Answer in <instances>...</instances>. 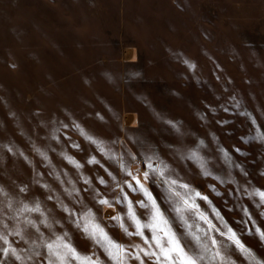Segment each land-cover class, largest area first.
I'll return each mask as SVG.
<instances>
[{
  "label": "clouds",
  "instance_id": "1",
  "mask_svg": "<svg viewBox=\"0 0 264 264\" xmlns=\"http://www.w3.org/2000/svg\"><path fill=\"white\" fill-rule=\"evenodd\" d=\"M183 63L195 72V60ZM101 75L117 91L131 83ZM141 95L133 92L144 124H129L93 91L78 109L35 108L31 133L0 95L19 137L0 140V264H264V228L253 215L264 220V185L249 179L207 113H195L201 133ZM253 235L257 247L245 240Z\"/></svg>",
  "mask_w": 264,
  "mask_h": 264
},
{
  "label": "rangeland",
  "instance_id": "2",
  "mask_svg": "<svg viewBox=\"0 0 264 264\" xmlns=\"http://www.w3.org/2000/svg\"><path fill=\"white\" fill-rule=\"evenodd\" d=\"M184 57L196 61L195 72ZM105 70L131 83L117 91L102 77ZM135 71L143 78L132 79ZM0 85L30 133L35 108L78 109L79 98L93 91L129 124L148 119L133 92L201 133L195 113L203 111L225 147L246 164L249 179L264 185V146L256 131L264 134V0H0ZM0 120V140H19L2 106ZM245 240L258 246L255 235Z\"/></svg>",
  "mask_w": 264,
  "mask_h": 264
},
{
  "label": "crops",
  "instance_id": "3",
  "mask_svg": "<svg viewBox=\"0 0 264 264\" xmlns=\"http://www.w3.org/2000/svg\"><path fill=\"white\" fill-rule=\"evenodd\" d=\"M126 9H132V8L127 7ZM133 9H144V8L142 6V7H139V8L136 7V8H133Z\"/></svg>",
  "mask_w": 264,
  "mask_h": 264
},
{
  "label": "built area",
  "instance_id": "4",
  "mask_svg": "<svg viewBox=\"0 0 264 264\" xmlns=\"http://www.w3.org/2000/svg\"><path fill=\"white\" fill-rule=\"evenodd\" d=\"M125 53H127V50L125 51Z\"/></svg>",
  "mask_w": 264,
  "mask_h": 264
}]
</instances>
